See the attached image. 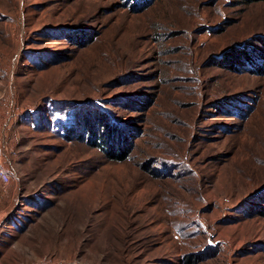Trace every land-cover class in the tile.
Wrapping results in <instances>:
<instances>
[{
    "label": "rangeland",
    "instance_id": "obj_1",
    "mask_svg": "<svg viewBox=\"0 0 264 264\" xmlns=\"http://www.w3.org/2000/svg\"><path fill=\"white\" fill-rule=\"evenodd\" d=\"M0 172V264H264V0H0Z\"/></svg>",
    "mask_w": 264,
    "mask_h": 264
},
{
    "label": "built area",
    "instance_id": "obj_2",
    "mask_svg": "<svg viewBox=\"0 0 264 264\" xmlns=\"http://www.w3.org/2000/svg\"><path fill=\"white\" fill-rule=\"evenodd\" d=\"M0 177L4 181H6L8 179L6 173H4V172H0ZM36 264H79V263L76 261H70V260H61V261L42 260Z\"/></svg>",
    "mask_w": 264,
    "mask_h": 264
},
{
    "label": "trees",
    "instance_id": "obj_3",
    "mask_svg": "<svg viewBox=\"0 0 264 264\" xmlns=\"http://www.w3.org/2000/svg\"><path fill=\"white\" fill-rule=\"evenodd\" d=\"M99 141H102V142H104L102 139H103V136H101V137H98L97 138Z\"/></svg>",
    "mask_w": 264,
    "mask_h": 264
}]
</instances>
